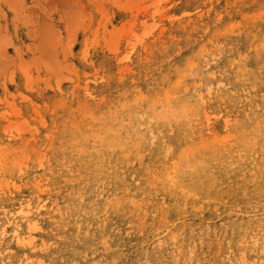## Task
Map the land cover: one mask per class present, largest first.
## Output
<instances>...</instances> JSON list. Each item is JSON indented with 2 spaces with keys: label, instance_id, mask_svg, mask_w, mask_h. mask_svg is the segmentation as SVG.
I'll return each instance as SVG.
<instances>
[{
  "label": "rangeland",
  "instance_id": "obj_1",
  "mask_svg": "<svg viewBox=\"0 0 264 264\" xmlns=\"http://www.w3.org/2000/svg\"><path fill=\"white\" fill-rule=\"evenodd\" d=\"M0 264H264V0H0Z\"/></svg>",
  "mask_w": 264,
  "mask_h": 264
},
{
  "label": "bare ground",
  "instance_id": "obj_2",
  "mask_svg": "<svg viewBox=\"0 0 264 264\" xmlns=\"http://www.w3.org/2000/svg\"><path fill=\"white\" fill-rule=\"evenodd\" d=\"M261 237V236H260Z\"/></svg>",
  "mask_w": 264,
  "mask_h": 264
}]
</instances>
